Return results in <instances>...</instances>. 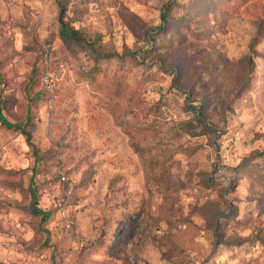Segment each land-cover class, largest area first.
Wrapping results in <instances>:
<instances>
[{
    "label": "rangeland",
    "instance_id": "obj_1",
    "mask_svg": "<svg viewBox=\"0 0 264 264\" xmlns=\"http://www.w3.org/2000/svg\"><path fill=\"white\" fill-rule=\"evenodd\" d=\"M0 111V264H264V0H0Z\"/></svg>",
    "mask_w": 264,
    "mask_h": 264
},
{
    "label": "trees",
    "instance_id": "obj_2",
    "mask_svg": "<svg viewBox=\"0 0 264 264\" xmlns=\"http://www.w3.org/2000/svg\"><path fill=\"white\" fill-rule=\"evenodd\" d=\"M58 22H59V31L58 32H59L60 38H62L63 40H69V41H73L76 43H83V44L88 45V47H90V48L92 47L91 42H88L83 37H81L77 30L68 28L66 26V24L63 20V15L61 12L58 15ZM167 22H168L167 14H166V12H163L161 15V24H160L158 29L160 31H163ZM29 121H30L29 111H27V115L22 122H11L0 111V126H2L3 128H5L6 130H9V131L19 132L20 134L25 136L26 142L30 145L31 144L30 143L31 142V135L29 132H27L25 130V127L28 125ZM138 134H140V132ZM207 181L210 182V181H212V179L210 178ZM32 213L35 215H40V220L42 222H45L49 217V213L40 211L39 209H36V208L32 209Z\"/></svg>",
    "mask_w": 264,
    "mask_h": 264
},
{
    "label": "built area",
    "instance_id": "obj_3",
    "mask_svg": "<svg viewBox=\"0 0 264 264\" xmlns=\"http://www.w3.org/2000/svg\"><path fill=\"white\" fill-rule=\"evenodd\" d=\"M61 180H64V177L63 176L61 177ZM61 216L63 218H65V221L66 222H68L67 219H66L67 216H66V213H65V210L64 209L61 210ZM67 227H69V225H67Z\"/></svg>",
    "mask_w": 264,
    "mask_h": 264
}]
</instances>
